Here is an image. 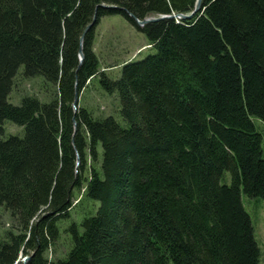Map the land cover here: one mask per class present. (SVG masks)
Here are the masks:
<instances>
[{
    "label": "trees",
    "instance_id": "trees-1",
    "mask_svg": "<svg viewBox=\"0 0 264 264\" xmlns=\"http://www.w3.org/2000/svg\"><path fill=\"white\" fill-rule=\"evenodd\" d=\"M196 2L0 0V207L13 219L0 264H24L21 255L25 264H260L241 192L264 198L253 121L264 120V0H202L191 18L144 27L129 15L191 13ZM107 14L125 16L155 49L116 78L94 49ZM21 67L44 78L48 100H9ZM96 77L118 92L126 124L74 107ZM7 120L23 133L4 136ZM83 187L98 210L70 225L65 256L50 257Z\"/></svg>",
    "mask_w": 264,
    "mask_h": 264
},
{
    "label": "rangeland",
    "instance_id": "rangeland-1",
    "mask_svg": "<svg viewBox=\"0 0 264 264\" xmlns=\"http://www.w3.org/2000/svg\"><path fill=\"white\" fill-rule=\"evenodd\" d=\"M139 27L122 14H107L100 18L95 28L94 49L100 59L101 71L104 70L110 77L116 78L120 75L125 63L140 60L155 51L149 44L147 36ZM25 95H35L42 101H46L50 96L49 86L42 76H25L23 67H21L15 77V85L9 95V100L12 103L19 104ZM78 104L79 108L85 107L91 110L96 117L113 115L121 123L126 124L120 113L118 92H106L98 81V77L89 82V85L80 92ZM253 121L263 135L262 145L264 150V120L255 116ZM23 131V126L10 120H7L4 124V136L22 134ZM88 162L91 163L90 158ZM87 175H89V171H87ZM222 181L231 183L229 171L225 173ZM241 197L245 209L251 216L255 238L260 246V264H264V198L250 196L244 190L241 192ZM98 207L99 201L88 198L85 194V187L81 190H75L70 217L59 220L61 237L57 246L49 251L50 257H62L67 254L72 245V237L68 232V228L72 223L80 225L86 217L94 214ZM12 226L13 219L10 212L4 207H0V233L3 234ZM23 257L24 255L20 257L22 261L26 259ZM169 264H174V262L171 261Z\"/></svg>",
    "mask_w": 264,
    "mask_h": 264
},
{
    "label": "water",
    "instance_id": "water-1",
    "mask_svg": "<svg viewBox=\"0 0 264 264\" xmlns=\"http://www.w3.org/2000/svg\"><path fill=\"white\" fill-rule=\"evenodd\" d=\"M102 5L105 6V7H108V8H116L117 7L116 5H106V4H102ZM201 6H202V0H197L195 8L193 9V11L191 13L149 15V16H146L144 18L136 17L132 13H129V15L132 16L135 19V21L138 24V26L144 27L149 22L158 21V20L165 19V18H174V17H178V18H181V19L191 18L198 10H200ZM96 20H97V17L95 15L94 18H93L92 23H90L85 28V31H84L81 39H83L85 33L92 27V25L95 24ZM79 54H80V59L82 60L83 56H84L82 49L80 50ZM79 94H80V92L76 91L75 98H74V104H73L75 108L77 107V104L79 102ZM78 163H79V159H78ZM26 260L27 259L24 260V264H25Z\"/></svg>",
    "mask_w": 264,
    "mask_h": 264
},
{
    "label": "bare ground",
    "instance_id": "bare-ground-1",
    "mask_svg": "<svg viewBox=\"0 0 264 264\" xmlns=\"http://www.w3.org/2000/svg\"><path fill=\"white\" fill-rule=\"evenodd\" d=\"M79 103V102H78ZM79 105V104H78ZM23 253V252H22ZM24 258V257H23Z\"/></svg>",
    "mask_w": 264,
    "mask_h": 264
}]
</instances>
